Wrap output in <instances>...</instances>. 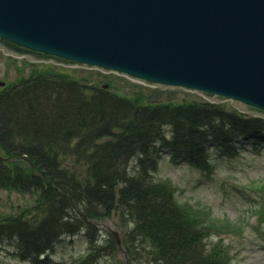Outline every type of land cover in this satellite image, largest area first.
<instances>
[{
  "label": "trees",
  "instance_id": "1",
  "mask_svg": "<svg viewBox=\"0 0 264 264\" xmlns=\"http://www.w3.org/2000/svg\"><path fill=\"white\" fill-rule=\"evenodd\" d=\"M263 145L264 119L225 104L149 101L35 73L0 92V190L35 196L29 211L0 220V244L13 240L21 260L58 264L48 257L57 241L86 229L92 248L73 264H94L91 223L114 217L132 227L124 235L131 264L140 254L144 264H229L225 248L206 244L213 225L152 175L161 150L208 172L211 150L231 159Z\"/></svg>",
  "mask_w": 264,
  "mask_h": 264
},
{
  "label": "water",
  "instance_id": "2",
  "mask_svg": "<svg viewBox=\"0 0 264 264\" xmlns=\"http://www.w3.org/2000/svg\"><path fill=\"white\" fill-rule=\"evenodd\" d=\"M0 50L264 118V0H0Z\"/></svg>",
  "mask_w": 264,
  "mask_h": 264
},
{
  "label": "rangeland",
  "instance_id": "3",
  "mask_svg": "<svg viewBox=\"0 0 264 264\" xmlns=\"http://www.w3.org/2000/svg\"><path fill=\"white\" fill-rule=\"evenodd\" d=\"M41 72L101 87L119 96L140 94L145 100L163 103L207 100L194 92L148 87L96 69L32 63L0 53V82L5 85H12L19 78H31ZM223 104L232 107L230 102ZM209 153L212 167L208 172H201L187 164H173L167 156L168 151L161 150L152 178L157 182L168 183L175 202L183 209H188V213H199L198 218L202 224L213 225L215 233L211 232L212 236L206 239V244L211 249L216 246L225 248L229 254V264H264V145L256 151L243 149L237 157L231 159L219 157L214 150ZM128 167L131 172L136 169L134 162ZM31 193L0 190V220L29 211L35 198ZM91 224L98 231L95 234V245L99 252L96 253L94 264H128L130 260L126 253L124 235L132 227L128 224L121 226L114 217L92 221ZM110 231L119 233L121 247L115 245ZM86 232L85 229L74 236H62L48 253L49 260L58 264L80 262L92 248ZM218 233L221 234L220 238ZM0 246V264H33L18 257L13 240L4 239ZM145 256L139 255L138 264H144Z\"/></svg>",
  "mask_w": 264,
  "mask_h": 264
},
{
  "label": "flooded vegetation",
  "instance_id": "4",
  "mask_svg": "<svg viewBox=\"0 0 264 264\" xmlns=\"http://www.w3.org/2000/svg\"><path fill=\"white\" fill-rule=\"evenodd\" d=\"M0 52H1L2 54L5 55V53H4L3 51L0 50ZM6 56H9V55H6ZM10 57H11V56H10ZM21 59H23V58H21ZM26 61H27V59H26ZM7 86H8V85H5L4 82H0V91H1L2 89L6 88Z\"/></svg>",
  "mask_w": 264,
  "mask_h": 264
}]
</instances>
